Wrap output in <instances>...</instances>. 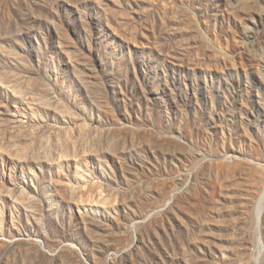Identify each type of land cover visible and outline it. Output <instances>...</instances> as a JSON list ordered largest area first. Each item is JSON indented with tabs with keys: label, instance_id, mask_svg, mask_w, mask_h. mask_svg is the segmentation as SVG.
<instances>
[{
	"label": "rangeland",
	"instance_id": "374dc122",
	"mask_svg": "<svg viewBox=\"0 0 264 264\" xmlns=\"http://www.w3.org/2000/svg\"><path fill=\"white\" fill-rule=\"evenodd\" d=\"M0 264H264V0H0Z\"/></svg>",
	"mask_w": 264,
	"mask_h": 264
},
{
	"label": "bare ground",
	"instance_id": "6f19581e",
	"mask_svg": "<svg viewBox=\"0 0 264 264\" xmlns=\"http://www.w3.org/2000/svg\"><path fill=\"white\" fill-rule=\"evenodd\" d=\"M257 261V260H256Z\"/></svg>",
	"mask_w": 264,
	"mask_h": 264
}]
</instances>
